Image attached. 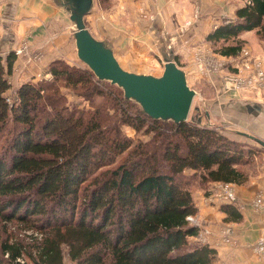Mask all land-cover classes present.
Returning a JSON list of instances; mask_svg holds the SVG:
<instances>
[{
  "label": "trees",
  "instance_id": "obj_1",
  "mask_svg": "<svg viewBox=\"0 0 264 264\" xmlns=\"http://www.w3.org/2000/svg\"><path fill=\"white\" fill-rule=\"evenodd\" d=\"M242 1L203 40L225 59L241 53L245 33L264 42V0ZM16 60L0 56V229L15 221L41 238L0 234V264H214L213 248L188 242L198 232L187 221L198 214L194 194L247 184L260 147L198 120H152L116 86L61 60L48 79L16 86L10 107ZM236 206H220L225 222L240 220Z\"/></svg>",
  "mask_w": 264,
  "mask_h": 264
},
{
  "label": "crops",
  "instance_id": "obj_2",
  "mask_svg": "<svg viewBox=\"0 0 264 264\" xmlns=\"http://www.w3.org/2000/svg\"><path fill=\"white\" fill-rule=\"evenodd\" d=\"M60 1L0 0V53L6 56L23 44L28 46L15 63L14 87L30 79L38 80L48 65L56 60L81 67L73 39L74 26ZM93 2L90 12L93 14L85 18V26L97 40L110 45L121 67L124 61L133 64L154 62L170 54L173 60L190 58L188 61L191 60L192 64L195 46L204 42L205 35L212 28L227 18H233L236 9L243 4L242 0H113L112 9L104 13L97 8L95 0ZM196 8L200 14L192 21ZM98 23L103 28V31L98 29L99 33L95 30ZM242 38L247 41L245 48L252 50L253 54L258 52L257 55L264 59V45L257 43L254 32L245 33ZM36 55L39 58H34ZM122 68L128 70V66ZM182 69L194 74L189 65ZM135 72L148 74L146 71ZM212 87L217 92L222 91L220 85ZM230 91L224 93L229 100L240 98L243 91L252 92L250 89L239 93ZM256 96L252 105L244 107L248 109V117L240 122V130L233 131V134L228 130L237 124L232 120L222 122L221 125H226L219 127L230 139L257 145L263 150L253 139L242 135L264 142V99ZM260 149L259 157L255 158L258 166L250 174L248 183L241 186L230 184L237 198L239 221L225 222L226 215L219 210L223 204L209 198L212 189L219 184L209 185L207 193L197 191L194 194L198 210L196 217L210 231L206 243L217 253L214 264H264L252 249L264 232V213L255 212L251 206V201L258 195L264 200V151ZM188 242L196 244L194 237Z\"/></svg>",
  "mask_w": 264,
  "mask_h": 264
},
{
  "label": "water",
  "instance_id": "obj_3",
  "mask_svg": "<svg viewBox=\"0 0 264 264\" xmlns=\"http://www.w3.org/2000/svg\"><path fill=\"white\" fill-rule=\"evenodd\" d=\"M93 3V0L60 1L74 26L78 60L98 81L119 88L124 99L138 105L150 119L174 124L187 122L197 94L188 86L186 73L174 62L172 54L163 57V72L158 77L124 70L110 45L97 40L85 26L84 18L90 14ZM242 135L264 148V142Z\"/></svg>",
  "mask_w": 264,
  "mask_h": 264
},
{
  "label": "rangeland",
  "instance_id": "obj_4",
  "mask_svg": "<svg viewBox=\"0 0 264 264\" xmlns=\"http://www.w3.org/2000/svg\"><path fill=\"white\" fill-rule=\"evenodd\" d=\"M95 2L97 4V8L104 13L105 12L108 13L114 5L113 0H108V1L102 0V5L100 8L97 0H95ZM193 11H194L193 12V15H194L196 9H194ZM92 14L93 13H90L87 16H91ZM87 16H85V18ZM85 18H84V23H85ZM197 18H193L192 21L196 20ZM101 26H102L101 23H98L97 26L95 27L96 28L95 30L98 33H99V30H98L99 28H100V31H103V28ZM98 37H101V36L99 35ZM255 40L257 41L258 44H260V41H258L257 38H255ZM260 45L263 46L264 42H263V44H260ZM195 47L196 48L198 47V48H201L202 50H204L205 53L207 54L208 58H211L213 56V57H215L216 60H220V62H231V61H228L227 59L222 58L221 56L217 55L215 53L214 48H212L209 44H206L203 42L202 44H199ZM196 48H194V50ZM243 51H246L250 58L260 59V61L264 62L263 61L264 59H262L260 56L257 55L258 52H255V54H253L254 52L252 53L251 52L252 50H250L249 48L247 49L245 47L242 49V52ZM262 51H264V50H262ZM2 55L4 58L5 57L4 54H2ZM35 57L39 58L38 55H36ZM189 59L190 58H187L186 61H183L182 59L178 60V58L174 60V62L177 64V66L181 69H182V67H185L188 65L191 66L192 71H194L193 75H195V76L191 75L190 71L189 72L187 71V73L185 72L186 76H187L188 86L191 89H193L197 94L196 97L194 98L192 108H191V111H190V114H189L187 121H191L192 119H194V120L200 121L202 124H207V125H210L209 122H211V123L216 125L215 128L219 129L224 135H226L225 131L223 129H221L219 126L221 125L222 122H225L227 120H232V121L236 122L237 124H235V126L229 127L228 130H230V132L232 134H233V131L240 130V128L238 127L240 122L243 121V118L248 117L246 114V112L248 113V109H246L244 107L248 106V105H252L253 102H255V100H257L256 95L257 94L260 95L259 92H257V90H255V89H250V90H252V92L251 91H243L242 96L240 98L235 99V100L241 99L240 101L229 100L228 98H226V94L224 95V93H226V91H228V90H226V88L224 87V85L226 83L223 80L224 77H222L220 72L215 73L213 71L212 82H214V84L217 86L220 85L221 89H222L221 92H217L216 89H214V87H212L209 84L210 82H208L207 78L203 77L197 71H195V67H194L193 63L192 64L190 63L191 60L188 61ZM17 60H18V58H17ZM17 60H16V62H17ZM232 60L235 61V59H232ZM137 63L138 64H136V62H135L134 63L135 65H134L133 62L124 61V62H122V67L128 66V70H126V71H129L132 73L142 74V73H138L135 71H146V72H148L149 75H154L156 77L160 76L163 72V64H164L163 59L154 60V62L149 61L146 63H144V62H137ZM80 64H81L82 68L88 69L81 62H80ZM229 70H230V72H234V70H232L231 67H229ZM225 73H228V72H225ZM14 75H15V66H14V70H13V76ZM42 78L48 79L49 77L48 76H41L39 78V80ZM240 91L241 90H233V92H238V93ZM63 92H65L66 98L68 100L67 102L69 104H77L79 102V99L73 95V92L71 90L63 89ZM239 102H241L242 105ZM239 106H240V108H239ZM206 114H207V116H206ZM225 125L226 124H223L221 126L224 127ZM123 131L128 137H134V131L132 129L124 127ZM254 146H257V145H253V147ZM257 147H254L253 150H255V151H252V152H256ZM254 199L251 201L252 203H253ZM7 230H8L7 232L3 233L2 228L0 229V234L2 235V238H5L9 234H11L12 237L23 238V239H25L26 242L30 241L29 238H31V237H36L38 239L41 238L40 234H38L35 231H31V230H27L25 232L22 231L20 225L15 221L11 222L10 225L7 226ZM26 237H27V239H26ZM64 264H71V263L66 261Z\"/></svg>",
  "mask_w": 264,
  "mask_h": 264
},
{
  "label": "built area",
  "instance_id": "obj_5",
  "mask_svg": "<svg viewBox=\"0 0 264 264\" xmlns=\"http://www.w3.org/2000/svg\"><path fill=\"white\" fill-rule=\"evenodd\" d=\"M199 13V9L196 8L193 18H197ZM27 49L28 46L26 44L21 45L18 50H15L16 57L18 58L25 54ZM0 56L3 57L1 53ZM34 58L37 59L38 57ZM233 59H235V61L232 59H227L231 62H220V60H216L213 56L208 58L204 50L201 48H196L194 50L193 65L195 67V71L207 78L211 86L215 85L214 82H212L213 71L215 73L220 72L222 77H224L223 80L226 83L224 87L226 90L255 89L264 98V62L260 61V59L250 58L246 51H241V53ZM229 67H231L234 72H230ZM13 78L14 76L8 78L12 88L6 96V103L10 107L17 101L15 87L13 86ZM209 198L211 200L217 201V204L220 205L233 203L237 204V198L235 196L234 190L228 184L215 185L211 191V194L209 195ZM251 206L255 212L264 213L263 197L261 195L255 197L253 203L251 202ZM187 221L198 229L197 235L194 237L195 242L198 244L206 243V239L210 235V231L204 227L203 224H201L197 217H188ZM252 249L261 259L264 260V232L253 245ZM17 261L22 263L20 259Z\"/></svg>",
  "mask_w": 264,
  "mask_h": 264
}]
</instances>
